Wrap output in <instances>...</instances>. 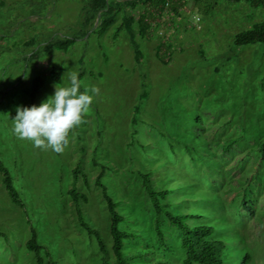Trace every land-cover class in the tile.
I'll use <instances>...</instances> for the list:
<instances>
[{
  "label": "rangeland",
  "instance_id": "rangeland-1",
  "mask_svg": "<svg viewBox=\"0 0 264 264\" xmlns=\"http://www.w3.org/2000/svg\"><path fill=\"white\" fill-rule=\"evenodd\" d=\"M86 1L0 3V163L20 201L13 202L0 172V264H36L25 247L31 228L50 264L101 262L68 194L76 166L83 171L75 182L86 195L79 203L83 215L108 251V214L94 182L100 172L127 219L121 227L141 236L132 244L148 247V259L181 264L177 231L164 221L163 245L154 234V212L138 175L150 170L155 184L177 188L169 194L173 200L190 187L216 192L221 205L212 207L231 249L246 248L248 264H264V43L233 44L237 31L264 20L262 8L243 0H185L177 11L165 4L141 36L135 21L131 31L122 22L128 14L137 19L140 3L122 4L98 33L101 16L86 12ZM62 39L73 42L66 49L50 46ZM159 49L166 53L162 60ZM71 71L100 92L70 131L65 151L19 139L12 131L16 107L38 105L55 84L68 83ZM37 76L42 83L31 96ZM200 135L206 150L194 154L177 141ZM230 137L237 142L222 150Z\"/></svg>",
  "mask_w": 264,
  "mask_h": 264
},
{
  "label": "trees",
  "instance_id": "trees-1",
  "mask_svg": "<svg viewBox=\"0 0 264 264\" xmlns=\"http://www.w3.org/2000/svg\"><path fill=\"white\" fill-rule=\"evenodd\" d=\"M253 8H262L264 14V0H243ZM2 0H0V3ZM138 3L143 7L141 13L138 14L137 19L132 15L122 16V22L127 30L131 31L133 21L137 23L138 33L144 36L149 27V18L151 15H156L160 12L164 5L167 4L173 11L185 6V0H87L84 9L93 15L100 12V23L96 31L103 32L113 21L117 9L124 5L134 6ZM88 20V18H86ZM73 40L62 39L50 44V46L60 49H66ZM253 43H264V20L259 21L249 28L237 31L234 35L233 44L242 46ZM139 50L135 47L134 57L139 58ZM158 55L162 60L166 53L158 50ZM41 79L37 76L32 81L30 95H34L41 85ZM144 97V92L142 97ZM139 105H135V111L138 112ZM136 118H131L132 124H135ZM192 135H189L190 137ZM171 137V136H170ZM193 140H185L182 138L177 139L183 143V148L188 153L194 154L198 150H206L201 147L202 140L200 136H193ZM238 138L230 137L223 141L221 148L226 151L231 147ZM264 144V142H260ZM172 146V145H171ZM173 150V148L171 147ZM264 154V150L261 152ZM0 172L3 173L2 184L13 202L20 204L18 194L12 185L11 178L8 171L0 163ZM72 187L68 189V194L72 198L75 205L77 220L79 225L84 228L89 235H93L101 254L99 264H163L161 259L147 258L150 252L148 247H136L133 240L140 239L141 236L129 228H122L121 223H127L126 217L117 210L119 205L118 200L107 192L105 185L101 182L100 172L95 177V184L101 188L106 211L108 214V234L110 237V251H108L106 241L99 232V230L91 225L87 220L80 207L81 199L85 202L86 195L78 192L75 187L77 181V173H83L79 166L73 170ZM140 182L143 187L145 196L147 197L154 215L152 225L154 234L158 242L163 245L165 234L163 229V222H167L170 226L177 231L179 244L184 252L181 264H248L250 261V254L246 248L241 252L238 248H232V242L226 238L224 234L223 221L219 219L218 214L213 210L212 205H221L220 197L215 192L208 194L201 190H196L195 187H190L189 191L182 193V196L176 200L170 198L169 194L172 191H177L176 187L161 188L155 184L152 178V171L147 172L138 171ZM180 179L182 177L178 175ZM188 180H185L187 183ZM191 202V203H187ZM221 232V233H220ZM27 250L33 252L36 264H50V259L47 258L48 254L44 247L38 242L36 232L31 228V237L25 242ZM111 256V262L109 256Z\"/></svg>",
  "mask_w": 264,
  "mask_h": 264
},
{
  "label": "clouds",
  "instance_id": "clouds-1",
  "mask_svg": "<svg viewBox=\"0 0 264 264\" xmlns=\"http://www.w3.org/2000/svg\"><path fill=\"white\" fill-rule=\"evenodd\" d=\"M100 89L83 84L78 71H71L68 83L54 85V92L38 105L17 106L12 131L36 147H47L56 153L65 151L69 133L82 123Z\"/></svg>",
  "mask_w": 264,
  "mask_h": 264
},
{
  "label": "water",
  "instance_id": "water-1",
  "mask_svg": "<svg viewBox=\"0 0 264 264\" xmlns=\"http://www.w3.org/2000/svg\"><path fill=\"white\" fill-rule=\"evenodd\" d=\"M98 15H100V12H98Z\"/></svg>",
  "mask_w": 264,
  "mask_h": 264
}]
</instances>
